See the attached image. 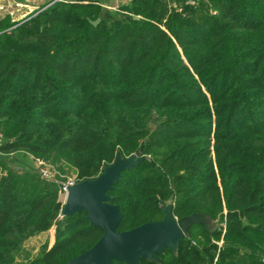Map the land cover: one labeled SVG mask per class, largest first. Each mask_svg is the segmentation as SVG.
<instances>
[{
    "label": "trees",
    "instance_id": "1",
    "mask_svg": "<svg viewBox=\"0 0 264 264\" xmlns=\"http://www.w3.org/2000/svg\"><path fill=\"white\" fill-rule=\"evenodd\" d=\"M102 4L0 17V264H64L97 242L85 211L58 217L57 180L95 178L117 153L142 157L107 192L118 231L168 201L207 216L140 264H264V0Z\"/></svg>",
    "mask_w": 264,
    "mask_h": 264
},
{
    "label": "water",
    "instance_id": "2",
    "mask_svg": "<svg viewBox=\"0 0 264 264\" xmlns=\"http://www.w3.org/2000/svg\"><path fill=\"white\" fill-rule=\"evenodd\" d=\"M141 160L142 157H121L117 153L114 161L104 165L97 177L77 182L68 188L62 215L85 211L89 224L99 227L103 234L89 249L64 264H140L141 259H155L165 248L175 250L189 226L201 224L208 227L207 216L203 213H192L180 219L172 216L168 201L162 208V219L118 231L122 212L117 204L111 203L112 196L107 192L114 188L122 171L133 168Z\"/></svg>",
    "mask_w": 264,
    "mask_h": 264
},
{
    "label": "crops",
    "instance_id": "3",
    "mask_svg": "<svg viewBox=\"0 0 264 264\" xmlns=\"http://www.w3.org/2000/svg\"><path fill=\"white\" fill-rule=\"evenodd\" d=\"M107 8H115L129 0H99ZM49 0H0V16L9 14L13 20H21L45 6Z\"/></svg>",
    "mask_w": 264,
    "mask_h": 264
},
{
    "label": "built area",
    "instance_id": "4",
    "mask_svg": "<svg viewBox=\"0 0 264 264\" xmlns=\"http://www.w3.org/2000/svg\"><path fill=\"white\" fill-rule=\"evenodd\" d=\"M56 1H62V0H49V2L44 7H46V6L52 4L53 2H56ZM185 3L188 5H195L196 0H185ZM34 165L37 168V171L40 174L41 178L48 179V180H55V171L46 162H44L41 159L36 158V159H34ZM57 182H58L59 190H60L59 197L62 195V196H64V198L68 192V188L70 186L74 185L75 183H77V181L73 175L62 176V178L57 180ZM62 205H63V203H62ZM61 216H62V213H60L58 215L59 218Z\"/></svg>",
    "mask_w": 264,
    "mask_h": 264
},
{
    "label": "rangeland",
    "instance_id": "5",
    "mask_svg": "<svg viewBox=\"0 0 264 264\" xmlns=\"http://www.w3.org/2000/svg\"><path fill=\"white\" fill-rule=\"evenodd\" d=\"M1 174V172H0ZM60 200L63 203L64 196H60ZM53 240V228L49 229L45 234H42L36 238H32L31 241L27 244V248H34V253L43 245H50ZM20 257H18L17 264L19 263Z\"/></svg>",
    "mask_w": 264,
    "mask_h": 264
}]
</instances>
